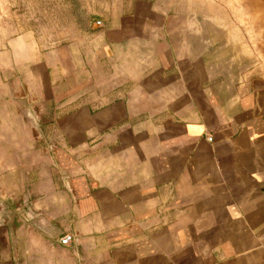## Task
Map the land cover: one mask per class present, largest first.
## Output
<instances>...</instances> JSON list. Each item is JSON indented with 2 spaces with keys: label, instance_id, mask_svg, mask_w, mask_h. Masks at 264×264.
<instances>
[{
  "label": "crops",
  "instance_id": "1",
  "mask_svg": "<svg viewBox=\"0 0 264 264\" xmlns=\"http://www.w3.org/2000/svg\"><path fill=\"white\" fill-rule=\"evenodd\" d=\"M111 7L58 46L0 29V264H264L263 63Z\"/></svg>",
  "mask_w": 264,
  "mask_h": 264
},
{
  "label": "rangeland",
  "instance_id": "2",
  "mask_svg": "<svg viewBox=\"0 0 264 264\" xmlns=\"http://www.w3.org/2000/svg\"><path fill=\"white\" fill-rule=\"evenodd\" d=\"M161 7L185 5L199 11L215 42L217 56L250 68L264 65V0H152ZM117 0H0V29L34 33L44 46L83 41L97 29L94 20Z\"/></svg>",
  "mask_w": 264,
  "mask_h": 264
},
{
  "label": "water",
  "instance_id": "3",
  "mask_svg": "<svg viewBox=\"0 0 264 264\" xmlns=\"http://www.w3.org/2000/svg\"><path fill=\"white\" fill-rule=\"evenodd\" d=\"M71 241L70 237L63 238L62 243H69Z\"/></svg>",
  "mask_w": 264,
  "mask_h": 264
}]
</instances>
